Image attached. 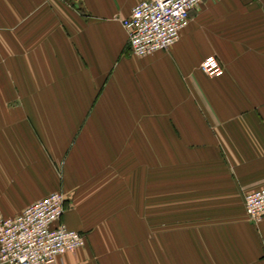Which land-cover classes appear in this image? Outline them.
<instances>
[{"label":"crops","instance_id":"0c3cea01","mask_svg":"<svg viewBox=\"0 0 264 264\" xmlns=\"http://www.w3.org/2000/svg\"><path fill=\"white\" fill-rule=\"evenodd\" d=\"M139 1L0 0V209L65 190L58 264H264V0H201L146 55Z\"/></svg>","mask_w":264,"mask_h":264},{"label":"built area","instance_id":"2783aa9c","mask_svg":"<svg viewBox=\"0 0 264 264\" xmlns=\"http://www.w3.org/2000/svg\"><path fill=\"white\" fill-rule=\"evenodd\" d=\"M201 0H140L122 22L132 53L146 55L165 49L180 36L191 10ZM211 76L222 75L224 66L215 54L201 62ZM66 196L62 189L51 191L21 212L6 215L0 209V264H58L60 257L85 244L82 231L63 220ZM250 219L264 218V185L248 191L244 198Z\"/></svg>","mask_w":264,"mask_h":264},{"label":"rangeland","instance_id":"374dc122","mask_svg":"<svg viewBox=\"0 0 264 264\" xmlns=\"http://www.w3.org/2000/svg\"><path fill=\"white\" fill-rule=\"evenodd\" d=\"M63 190V189H62ZM64 191V193H65V196H66V202H65V209H66V207H67V205H68V195H67V192L65 191V190H63ZM85 235V234H84ZM85 239H86V237H85Z\"/></svg>","mask_w":264,"mask_h":264}]
</instances>
